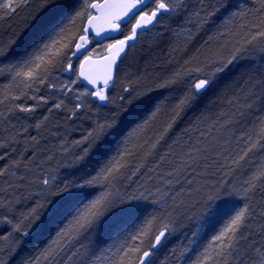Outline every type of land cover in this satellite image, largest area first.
I'll list each match as a JSON object with an SVG mask.
<instances>
[{"label": "snow or ice", "instance_id": "1", "mask_svg": "<svg viewBox=\"0 0 264 264\" xmlns=\"http://www.w3.org/2000/svg\"><path fill=\"white\" fill-rule=\"evenodd\" d=\"M32 2L0 0V20ZM40 3L44 16L29 42L18 52L0 43V57L7 61L0 62V77L8 80L0 103L10 102L9 114L36 111L39 104L11 103L21 97L49 105V113L65 109L64 101L53 96L29 95L46 87L65 97L73 93L76 103L68 109L69 119L83 113L86 97L99 108L114 107L79 139L60 145L58 152L67 157L63 178L55 170L31 181L16 177L11 169L20 164L15 160L0 167V177L19 181L10 179L0 189L9 193L0 195V225L5 226L0 264H6L5 256H17L25 239L46 232L44 245L17 256L19 264H154L178 221H198L192 210L222 197L231 198L222 203H234L227 222L206 245L198 243V232L192 230L190 247L180 258L191 251L185 264H264V0H243V6L196 0L194 9L186 0ZM221 9L217 24L213 17ZM178 17H187L184 26L169 31L175 42L153 61L152 70L146 65L122 78L117 68L140 37L165 18L177 22ZM210 23L215 30L197 44ZM241 65L243 70L222 85ZM96 66L102 71H95ZM59 74L70 75L53 82ZM81 81L90 88L74 92ZM118 87V95L108 94ZM153 92L163 99L141 118ZM47 121L43 116L33 127L39 130ZM27 131L22 127L0 147L19 142L16 135ZM31 141L35 157L39 141L36 136ZM29 184L38 188L37 198L22 210L11 193ZM133 220L138 223L125 232L121 226ZM113 229L123 233L120 239L96 242Z\"/></svg>", "mask_w": 264, "mask_h": 264}, {"label": "trees", "instance_id": "2", "mask_svg": "<svg viewBox=\"0 0 264 264\" xmlns=\"http://www.w3.org/2000/svg\"><path fill=\"white\" fill-rule=\"evenodd\" d=\"M208 2V1H206ZM231 3L240 2L243 6V0H230ZM189 8L194 9L196 3L191 1L188 3ZM224 15V10L221 9L217 13L213 20L220 22L219 17ZM44 16V12L41 11L40 0H33L32 4L28 8L18 9L16 13L11 16H7L0 20V43L9 47L13 52H18L23 48L28 42L29 38L35 31L36 22ZM187 17L183 19L177 18V22L173 20L168 23H161L157 25L151 31L145 32L151 34V38L140 37L139 43L136 48L129 53L127 61L120 64L117 72L124 70V76L131 70L134 73H138L145 69L147 65L148 70H152V63L157 57H163L166 50L175 42L174 36L169 34L171 30L174 33L177 23L183 24ZM210 23L205 27V31L200 33L197 37V44L200 40L206 38V34H211L213 31V26ZM210 26V27H209ZM159 39L157 40V36ZM158 44V46H157ZM151 45V47H149ZM11 60V57H9ZM0 62L4 61L0 57ZM158 62V61H157ZM243 65L236 68L235 71L230 73V76L222 81L221 84H225L231 76H234L237 72L243 70ZM70 75V74H69ZM54 80L53 82H55ZM8 83V80L0 77V100H3L4 91L3 87ZM81 87L83 85L80 84ZM22 87V85H21ZM162 91V90H161ZM120 93V88L118 87L115 95ZM14 94H19V89H14ZM44 95L53 96L57 100H63L66 108L62 110H53L51 113L48 112V106L38 101H33L27 97H21L20 100L13 101V104H24L25 106H30L33 104H39L35 112L32 113H20L18 111H13L12 114L7 112L10 102L4 101L0 103V112H4L5 115L0 117V141L8 142L10 135H15L17 132L22 131V127H27L28 131L23 133V135H16L17 143H7L6 147H0V155L7 153L5 159L0 160V167H6L13 160L18 161L20 166L13 167L11 171L16 173V177L25 176L28 181H31L43 174L54 171V174L58 178H63L66 175L67 169L64 165L67 163V157L58 152L59 147L65 141L71 142L72 140L79 139L84 135L90 127L94 124L97 119L102 118L104 115L109 113L110 108L114 105H110L109 108H99L96 102L90 98L85 101L87 107L84 109L83 113H77V116L69 119L68 109H71L76 101L72 98L73 95L68 94L67 97L57 92H51L46 87H41L38 93H33L29 91V95ZM114 95V96H115ZM215 92L210 93V96H214ZM152 102L143 106L140 116L141 118L146 117L152 106L163 99L159 92L151 93ZM51 100L49 104H51ZM202 106V105H201ZM43 116H48V121L45 126L39 130L35 129L33 125L38 122ZM192 113L188 114L191 117ZM187 120V118H186ZM36 136L39 144L35 145L36 155L32 156L33 142L31 137ZM54 155L51 162H45L47 156ZM39 161V163H37ZM59 162V163H57ZM27 165V167H25ZM12 179L15 182H19L16 178L4 176L0 177V189L7 188L8 181ZM38 191L35 185L29 184L25 188H22L16 192L11 193L15 195L20 201L19 208L22 210L27 209L32 204V201L37 197L35 193ZM0 195H9V193L0 191ZM224 199L231 198H221L211 202L210 207H205L200 205L192 211L196 213L198 221L183 220L178 221L175 231L172 232L167 240L166 246L160 248L155 257H153L154 264H185L188 256L192 255L191 251L185 253L183 258H180V252L185 248H189V240L192 239L191 231L195 230L198 232V243L206 245L211 238V236L227 222L228 214L233 210L234 203H222ZM151 211V209L149 210ZM191 216V213H188ZM138 221L126 222L121 228L127 232L132 231L134 226ZM194 223L199 224V228H194ZM3 225H0V231L4 230ZM122 232L118 230H109L100 236L96 242L98 244H110L115 240L122 237ZM49 233H44L42 235H32L30 238L25 239L17 253V256H23L31 252H35L41 248L44 243L49 239ZM194 247V246H191ZM17 256H5L4 260L6 264H19Z\"/></svg>", "mask_w": 264, "mask_h": 264}, {"label": "rangeland", "instance_id": "3", "mask_svg": "<svg viewBox=\"0 0 264 264\" xmlns=\"http://www.w3.org/2000/svg\"><path fill=\"white\" fill-rule=\"evenodd\" d=\"M191 1H194L195 3H196V0H186V3L188 2V3H190ZM206 1H208L209 2V0H206ZM170 21H172V20H170V19H168V18H165V20L164 21H162V23L163 24H165V23H168V22H170ZM184 23L185 22H183V24L181 23V24H179V23H177V26L175 27V30L176 31H178L179 30V28L181 27V26H184ZM212 26V25H211ZM210 27V26H209ZM214 29V28H213ZM215 30V29H214ZM213 30V31H214ZM145 38H151L152 37V35L151 34H148V33H144V35H143ZM105 43H108V42H105ZM93 44H95V41H93ZM95 57V56H94ZM131 73H134L132 70L130 71ZM119 74H120V76L123 78L124 77V70L122 71V70H120L119 71ZM68 78H69V74H59V79L58 80H56L55 82L56 83H60V82H63V81H65V80H68ZM80 84L81 85H83V87H81L80 86ZM85 88H87L86 86H84V84L82 83V82H79V83H77L75 86H74V92H75V90L76 89H79L81 92H83L84 90H85ZM117 90H118V88L116 89V90H112V89H109V91H108V94L110 95V96H114L115 95V93L117 92ZM70 95H73V93H69ZM91 97H86L85 98V101H87V99H90Z\"/></svg>", "mask_w": 264, "mask_h": 264}, {"label": "water", "instance_id": "4", "mask_svg": "<svg viewBox=\"0 0 264 264\" xmlns=\"http://www.w3.org/2000/svg\"><path fill=\"white\" fill-rule=\"evenodd\" d=\"M101 2H102V0H101ZM111 35H113V36H118V33H111ZM94 59H99V57H94ZM118 69V68H117ZM94 70L95 71H102V69L99 67V66H96L95 68H94ZM82 83L87 87V88H90V86L86 83V82H83L82 81Z\"/></svg>", "mask_w": 264, "mask_h": 264}]
</instances>
